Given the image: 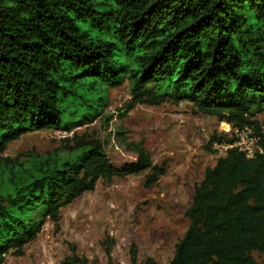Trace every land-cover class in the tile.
Masks as SVG:
<instances>
[{"label": "trees", "instance_id": "obj_1", "mask_svg": "<svg viewBox=\"0 0 264 264\" xmlns=\"http://www.w3.org/2000/svg\"><path fill=\"white\" fill-rule=\"evenodd\" d=\"M124 83L132 106L188 102L260 139L254 159L228 148L205 170L169 264H264V134L255 119L264 113V0H0V154L27 134L93 123ZM235 140L213 133L204 148ZM74 143L0 157V264L22 256L46 220L57 223L99 181L148 171L150 188L165 174L141 149L110 158L98 139Z\"/></svg>", "mask_w": 264, "mask_h": 264}, {"label": "rangeland", "instance_id": "obj_2", "mask_svg": "<svg viewBox=\"0 0 264 264\" xmlns=\"http://www.w3.org/2000/svg\"><path fill=\"white\" fill-rule=\"evenodd\" d=\"M255 119L264 134V113ZM228 127L188 102L132 106L124 83L108 91L103 114L93 123L70 133L45 130L13 141L0 157L23 160L26 153L67 151L80 138L98 139L108 157L117 148L126 154L128 148L141 149L165 174L150 188L143 184L148 171L99 181L92 192L62 207L57 223L46 220L22 256L8 254L3 264H131L132 250L136 264L149 258L169 264L189 224L194 188L227 148L214 144L215 152H208L204 147L213 133Z\"/></svg>", "mask_w": 264, "mask_h": 264}, {"label": "built area", "instance_id": "obj_3", "mask_svg": "<svg viewBox=\"0 0 264 264\" xmlns=\"http://www.w3.org/2000/svg\"><path fill=\"white\" fill-rule=\"evenodd\" d=\"M224 130V134L233 133L236 137V140L231 145H226L228 148H236L240 153L244 155L247 160L254 159L257 153H261L262 149L259 144V137L254 134V132L248 128H242L240 130L231 129V126ZM231 129V130H230ZM230 131V132H229Z\"/></svg>", "mask_w": 264, "mask_h": 264}]
</instances>
